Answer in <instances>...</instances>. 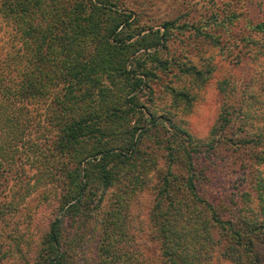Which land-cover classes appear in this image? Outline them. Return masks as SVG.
<instances>
[{
    "label": "trees",
    "instance_id": "obj_1",
    "mask_svg": "<svg viewBox=\"0 0 264 264\" xmlns=\"http://www.w3.org/2000/svg\"><path fill=\"white\" fill-rule=\"evenodd\" d=\"M133 14L120 10L112 0H0V194L9 180L1 173L13 171V178H26L28 164H37L36 170L64 191L61 215L29 243L26 264L83 262L80 257L77 261L70 258L69 242L74 240L64 232L66 221L71 216L86 220L91 195L100 197L114 187L120 190L116 179L125 165L135 172L128 174L134 197L144 189L143 170L155 166L151 219L152 232L160 242V264H212L217 253L234 264H264V126L258 131L246 127L257 115L264 116L256 108L257 95L250 98L252 103L235 107L234 114L223 109L217 135L234 150L245 149L249 156L235 166V173L245 177L240 181V175L236 176L233 182L238 185L232 190L240 196L220 211L202 193L192 135L187 131L173 134V140L163 145V172L160 159L142 157L139 143L132 139L141 128L132 121L145 117L140 102L143 91L151 101L144 105L149 114L144 122L154 130L165 128L164 122L170 121L166 113L151 108L156 106V84L171 94L174 104H193L187 86H174L171 80L163 83L157 69L169 71L175 63L179 65L177 77L187 76L198 86L206 81L203 70L185 59L159 54V45L169 40L172 21L163 22L162 33L148 27L150 34L135 38L129 32ZM253 22L264 32V20ZM245 38L257 44L256 38ZM238 117L240 126L232 129ZM42 124L54 132L51 138L43 137L44 144L31 137V131H39ZM121 134H128L122 143L126 145L114 146ZM157 154L162 157L163 153ZM245 167L250 168L248 172ZM242 195L251 199L244 203ZM119 204L122 202L115 209L120 215L127 214ZM9 209L1 204L0 214ZM118 219L121 221L112 218L108 223L112 235L104 242V263L147 264L142 249H126L129 227L124 217ZM21 234L20 230L14 233L7 255L24 252Z\"/></svg>",
    "mask_w": 264,
    "mask_h": 264
},
{
    "label": "rangeland",
    "instance_id": "obj_2",
    "mask_svg": "<svg viewBox=\"0 0 264 264\" xmlns=\"http://www.w3.org/2000/svg\"><path fill=\"white\" fill-rule=\"evenodd\" d=\"M112 1L123 12L134 13L132 17L134 24L129 32L136 35L135 38L146 33L150 34L148 27L159 29L162 33L163 22L172 21L173 28L169 40L164 45H159V54L185 59L189 64L202 69L206 77L204 84L198 86L187 76L177 77L179 65L175 63L169 71L157 69L164 78L163 83L171 80L174 86H187L194 100L190 107L185 101L174 104L171 94L162 92V89L164 91L165 89L160 84H156V106L152 104L151 108L159 114L166 113L170 121L164 122L165 128L154 130L148 121L144 122L145 117L149 115L148 108L144 105L151 101L145 91L141 93L140 102L145 117L140 121L136 117L131 123H140L141 126L132 137L139 143L144 153L141 156L160 159L159 169L163 172L166 164L165 151L160 149L164 144L167 145V140H173V134L183 135L184 131H187L192 135L193 156L200 161L199 173L202 178L200 187L203 195L215 204L218 210H227L228 206L231 207L233 201L240 196V193L235 194L232 190L237 189L238 185L233 186L234 179L236 176L238 179L239 175L240 181L245 179L241 173H235V166L244 163L249 155L245 149L235 147L234 150L224 141L222 142L217 135L220 131L217 128L220 127L224 108H229L233 113L235 107L238 109L244 103L245 105L247 102L252 103L250 98L256 95L258 97L255 102L256 108L264 112V32L253 26L255 23L253 21L264 20V0ZM141 28L146 30L142 31ZM247 36L256 38L257 44L247 42L248 40L244 39ZM44 116L42 115L43 118ZM240 123L241 119L238 117L237 124L232 129L239 127ZM248 125L246 127L249 129L258 131V128L264 126V116L257 115L255 122ZM251 125L255 126V129ZM145 129L148 132L143 131ZM53 134V130H45L43 124L39 131L35 129L31 131L32 139L43 144V137L51 138ZM127 137L128 134L118 135L117 140L113 142L114 146L126 145L122 143ZM199 149L201 152L197 151ZM157 152L159 154L162 152L163 154H160L162 157H159ZM131 153L134 154L135 151H129L128 154L133 155ZM54 163L57 165L55 160ZM26 169V178H13L15 175L13 171L1 173L8 176L9 180L7 188L3 190L5 192L0 194V206L4 203L9 205L10 209L6 214H0V264H26L29 243L38 239L42 231L48 229L49 223L61 215L59 208L64 192L62 187L57 186L56 183L51 184L52 181L48 182L47 177L43 176L40 170H36L37 164L33 167L28 164ZM122 169L116 179V187L121 183L120 190L114 187L100 197L91 195L86 203V212L89 213L86 220L71 216L66 221L64 232L74 240L69 242L70 258L77 261L80 257L81 261L84 260L80 264H105L104 256L107 254H104V242H107L105 239L112 235L109 234L112 224L108 223L112 218L120 222L121 219H118L120 216L124 217L123 222L129 227L127 230L129 233L124 239L127 240L126 249L132 252L142 249L147 264L161 263L160 242L154 232L155 227H152L151 219L156 195L155 166L143 170L140 178L145 180L144 189L135 197L130 192L132 179H128V174L135 172H132L129 165H125ZM247 169L245 167L244 171ZM6 193L8 196L4 198ZM241 197L243 198V195ZM248 199L251 197L243 198L244 203ZM119 201L122 202L119 206H123L127 214L120 215L119 210L115 209ZM114 213L115 216H112ZM76 218L79 219L75 220ZM119 225L117 223V227ZM18 230L20 234L22 233V239H25L24 247L22 246L24 252H12L11 255H7L9 246L12 245V236ZM123 243L121 240L120 244ZM81 247L82 251H80ZM212 264H234V262L217 253Z\"/></svg>",
    "mask_w": 264,
    "mask_h": 264
}]
</instances>
